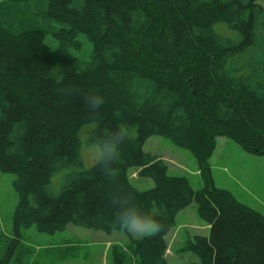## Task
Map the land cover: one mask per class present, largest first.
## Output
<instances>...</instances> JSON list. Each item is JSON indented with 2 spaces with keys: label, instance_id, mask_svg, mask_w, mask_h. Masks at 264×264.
I'll list each match as a JSON object with an SVG mask.
<instances>
[{
  "label": "trees",
  "instance_id": "1",
  "mask_svg": "<svg viewBox=\"0 0 264 264\" xmlns=\"http://www.w3.org/2000/svg\"><path fill=\"white\" fill-rule=\"evenodd\" d=\"M259 1L0 0V173L15 176L14 235L123 231L113 227L109 198L118 191L164 228L145 237L124 231L129 242L112 250V264H168L166 237L193 203L208 229L189 242L198 264H264V214L217 188L209 163L217 137L264 158ZM91 94L105 99L95 112ZM119 129L127 138L115 179L97 161L84 168L80 137L93 145ZM152 136L194 156L202 189L169 176L163 159L144 151ZM129 169L153 187L136 189Z\"/></svg>",
  "mask_w": 264,
  "mask_h": 264
},
{
  "label": "rangeland",
  "instance_id": "2",
  "mask_svg": "<svg viewBox=\"0 0 264 264\" xmlns=\"http://www.w3.org/2000/svg\"><path fill=\"white\" fill-rule=\"evenodd\" d=\"M259 2L263 4L261 0ZM215 30L229 35L222 24H216ZM83 39L80 37V40ZM86 46H89L88 43ZM80 139L84 168H89L96 162L95 154L92 145ZM211 147L209 163L215 186L229 191L238 202L264 214V158L246 154L225 137L213 139ZM143 149L163 159L169 176L183 179L194 190L203 188L196 159L189 151L160 136L150 137ZM128 177L140 191L153 187L150 179L138 176L137 169H129ZM14 178L12 174L0 173V258L9 255V264H112V250L129 242L124 231L108 235L75 226H68L52 236L39 234L34 228L22 229L18 239L12 232V216L17 204L12 186ZM60 182L61 176H54L50 189L56 192ZM207 233V226L199 219L195 203L181 211L166 237L168 264H198L199 259L190 250L189 242L194 236H206ZM14 242L16 245L10 253Z\"/></svg>",
  "mask_w": 264,
  "mask_h": 264
},
{
  "label": "clouds",
  "instance_id": "3",
  "mask_svg": "<svg viewBox=\"0 0 264 264\" xmlns=\"http://www.w3.org/2000/svg\"><path fill=\"white\" fill-rule=\"evenodd\" d=\"M69 92L72 90L69 89ZM89 108L95 112L102 108L105 103L103 96L91 94L86 97ZM127 138L125 129L108 131L96 137L92 145L95 159L101 165V171L109 180H114L113 167L121 156V144ZM112 206L116 209L113 218V227L126 231L134 236H153L164 228L162 222L156 219L151 213H145L134 202L133 198L121 192L109 194Z\"/></svg>",
  "mask_w": 264,
  "mask_h": 264
}]
</instances>
